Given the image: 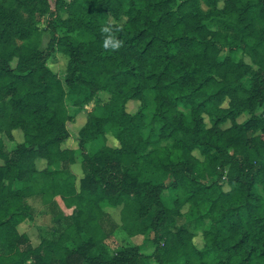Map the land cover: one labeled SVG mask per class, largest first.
Instances as JSON below:
<instances>
[{
    "label": "trees",
    "instance_id": "16d2710c",
    "mask_svg": "<svg viewBox=\"0 0 264 264\" xmlns=\"http://www.w3.org/2000/svg\"><path fill=\"white\" fill-rule=\"evenodd\" d=\"M104 27L119 49L104 48ZM55 52L67 59L63 82L47 66ZM66 96L78 110L93 104L76 149L61 146ZM14 130L23 141L7 149ZM0 161V264H264V0H0ZM47 196L122 206L153 252L110 255L92 239L33 246L17 226L31 219L29 199Z\"/></svg>",
    "mask_w": 264,
    "mask_h": 264
},
{
    "label": "rangeland",
    "instance_id": "374dc122",
    "mask_svg": "<svg viewBox=\"0 0 264 264\" xmlns=\"http://www.w3.org/2000/svg\"><path fill=\"white\" fill-rule=\"evenodd\" d=\"M48 5L53 8L54 0H46ZM221 3L218 7H221ZM202 10L208 9L207 5L201 1ZM36 27L40 30V47H44L48 41L47 32L43 28V24L38 23ZM211 29H215L211 26ZM247 63H250L249 58L242 53L239 54ZM47 66L57 76V78L63 82L66 76L67 59L58 52H55L47 61ZM245 81V80H243ZM100 98L102 101L107 100V95L101 93ZM65 106L71 119L65 123V128L69 133V139L64 142L62 148L76 149L77 139L80 136V132L87 120V113L90 111L93 104L83 107L78 110L73 106L72 98L66 96L64 99ZM226 105V102L224 103ZM126 111L130 114H134L138 109V103L129 101L126 104ZM181 109V108H180ZM152 107L146 112L147 122L150 120ZM188 114V110H185ZM256 116L262 114V110L255 112ZM250 117L247 112L240 113L237 118V123H242ZM205 123L209 125L208 118L205 117ZM13 141L3 137L4 144L7 149H12L14 144L21 143L23 141V135L20 131H12ZM107 143L111 147H117V142L111 137L110 134L106 135ZM98 144H87L86 152L92 154ZM195 155L199 157V154L195 152ZM82 157L79 151L74 152V162L70 164L69 171L75 179V185L78 187L79 181L82 177L81 170ZM1 163V161H0ZM44 161H39L38 166L42 168ZM161 175L146 174L145 178L150 180H161ZM167 182V180H164ZM223 189L227 190L228 187L223 184ZM257 191L262 195L260 187ZM164 204L168 207L173 206V201L176 197V193L171 189H166L161 194ZM61 199L60 197L47 196L42 200L37 198L29 199L28 203L31 206V219H27L17 226L19 233H25L33 246L39 243V238L45 239H61L62 244H77L79 242H87L92 239L93 243L97 247L105 249L110 255L127 248L137 247L144 254H151L153 252V244L151 241L152 234L147 230L137 229L133 226L130 220V213L127 210H123L122 206H112L109 203L103 202L94 206L92 210L86 207L84 210L82 207H78L77 201L70 198ZM72 200V201H71ZM186 211V207L182 209ZM184 222L182 218H176L177 225ZM133 227H132V226ZM144 229V228H142ZM63 236V237H62ZM193 244L200 249L203 245L200 232L196 233L193 238ZM152 264H156L152 262ZM175 264H183L179 261Z\"/></svg>",
    "mask_w": 264,
    "mask_h": 264
},
{
    "label": "clouds",
    "instance_id": "9594fccd",
    "mask_svg": "<svg viewBox=\"0 0 264 264\" xmlns=\"http://www.w3.org/2000/svg\"><path fill=\"white\" fill-rule=\"evenodd\" d=\"M102 32L109 33L104 39L103 46L104 48H112L113 50H117L121 46V41L116 39L113 35H111V29L108 27H104Z\"/></svg>",
    "mask_w": 264,
    "mask_h": 264
}]
</instances>
